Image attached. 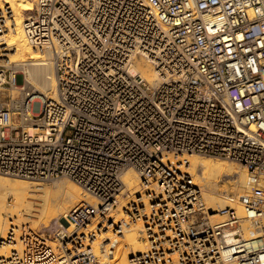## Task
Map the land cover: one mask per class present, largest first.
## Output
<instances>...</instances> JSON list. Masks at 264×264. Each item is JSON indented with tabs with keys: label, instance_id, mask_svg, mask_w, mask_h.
<instances>
[{
	"label": "built area",
	"instance_id": "obj_1",
	"mask_svg": "<svg viewBox=\"0 0 264 264\" xmlns=\"http://www.w3.org/2000/svg\"><path fill=\"white\" fill-rule=\"evenodd\" d=\"M35 1L23 28L52 57L56 97L18 86L22 69L0 49V174L66 177L99 204L77 205L52 231L61 252L47 233L11 226L0 244L18 236L20 248L0 264H99L92 240L122 231L114 212L128 169L140 185L123 211L146 243L129 264H264V0ZM12 15L0 4V39ZM142 61L158 79L139 73ZM186 154L246 169L241 201L257 239L233 207L211 218L200 188L166 160Z\"/></svg>",
	"mask_w": 264,
	"mask_h": 264
},
{
	"label": "bare ground",
	"instance_id": "obj_2",
	"mask_svg": "<svg viewBox=\"0 0 264 264\" xmlns=\"http://www.w3.org/2000/svg\"><path fill=\"white\" fill-rule=\"evenodd\" d=\"M2 3L10 4L13 11L12 19L6 25L5 36L0 39L2 56H5L9 63L21 65L19 67L22 73L26 74L23 83L36 90L35 98L56 97L52 57L49 53L35 49L29 43L23 28L24 19L30 11L34 10L36 1L0 0V4ZM137 69L150 81L158 79L155 70L146 61H142ZM20 77L18 76L17 83ZM173 159L167 157L166 160L172 161V165L178 166L180 171L189 174L192 183L200 188L204 203L214 213L212 219L219 220L218 211L228 206L233 207L237 215L242 218V228L246 239H257L260 236L259 220L245 218L246 212L241 201L242 196L250 189L246 169L233 162L196 154L183 155L179 162ZM121 179L125 195L120 197V203L114 212V222H122L123 229L119 235L108 230L102 236L100 235V238L96 237L92 240L95 253H101L102 264H129L131 254L146 250V243L142 239L141 223L131 222L123 211L128 197L138 191L140 178L134 169H128L122 174ZM44 184L24 178L0 175V237L6 235L3 233L8 231L9 226L19 231L29 221L36 222L41 210L45 213V222L57 218L63 220L59 223L61 227L67 228L66 219L70 217L77 205L83 202L99 204L95 197L68 178L55 180L51 186ZM4 214L10 215V218L8 219V216ZM14 216L17 217L15 220ZM17 237L16 244H0V256L9 254L13 247L20 248ZM106 242H109L105 248L106 253H102L100 246ZM51 245L55 252H61L59 244L51 243ZM108 246L113 247L110 253ZM5 249H7L6 252H4Z\"/></svg>",
	"mask_w": 264,
	"mask_h": 264
},
{
	"label": "rangeland",
	"instance_id": "obj_3",
	"mask_svg": "<svg viewBox=\"0 0 264 264\" xmlns=\"http://www.w3.org/2000/svg\"><path fill=\"white\" fill-rule=\"evenodd\" d=\"M3 4V3H2ZM14 65H20V64H14ZM20 67H21V65H20ZM25 75L26 74H23V75H19V76H21L20 77V81L17 83V85L18 86H21L22 85V83H23V81H25ZM24 84V83H23ZM41 110V103L39 102V101H36V102H34V104H33V112H35V113H38L39 111ZM200 156V155H199ZM181 157L182 156H180V158L178 157V158H176V156H172V158H174L173 160H175V158H176V160L175 161H177L178 160V162L180 161V159H181ZM204 157H209V156H204ZM216 159H219V160H223V161H226V162H233V161H230V160H227V159H223V158H216ZM233 164H236V165H238V166H240L241 168H244L242 165H240V164H238V163H235V162H233ZM245 169V168H244ZM1 175V174H0ZM2 176H7V175H2ZM7 177H13V178H18V177H14V176H7ZM58 179H67L66 177H57V178H55V179H52V180H49V181H36V182H42L44 185H47V186H51V185H53V183H54V181L55 180H58ZM69 179V178H68ZM71 180V179H70ZM33 181V180H32ZM52 181V182H51ZM139 190V189H138ZM138 192V191H137ZM137 192H135V193H137ZM11 200V199H10ZM40 211V210H39ZM116 212V211H115ZM4 216H8L7 218L9 219L10 218V215H5L4 214ZM39 218L36 220V222H34V223H32L31 221H29V223H26V224H24V226H26V227H30L32 230H34L35 232H38V233H47V234H50V235H47L46 234V242H47V244H49L50 246H52L51 245V243L52 244H59L57 241H55V239H54V235H53V230H55L56 228H60V226H59V223L61 222H63V220H60V219H57V218H55V219H51V220H49L48 222H45V218H44V216H45V213H44V211H40L39 212ZM17 217L16 216H14L13 217V219L15 220ZM11 226H9V228H10ZM9 228H8V230H9ZM8 231H5L3 234L5 235L6 233H7ZM49 232H51V233H49ZM112 233V232H111ZM2 234V235H3ZM104 234V233H103ZM102 236V235H101ZM100 236V237H101ZM100 237H98V238H100ZM49 242V243H48ZM6 250L7 249H5V251L4 252H6ZM97 251V250H96ZM3 252V253H4ZM101 253H98L97 252V255H99V264H102V261H101V258H100V255Z\"/></svg>",
	"mask_w": 264,
	"mask_h": 264
}]
</instances>
